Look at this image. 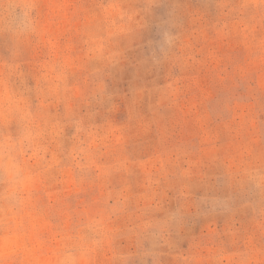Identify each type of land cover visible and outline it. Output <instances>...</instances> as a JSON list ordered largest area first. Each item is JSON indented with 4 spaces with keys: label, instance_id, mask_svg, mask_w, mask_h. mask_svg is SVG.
<instances>
[{
    "label": "rangeland",
    "instance_id": "1",
    "mask_svg": "<svg viewBox=\"0 0 264 264\" xmlns=\"http://www.w3.org/2000/svg\"><path fill=\"white\" fill-rule=\"evenodd\" d=\"M0 264H264V0H0Z\"/></svg>",
    "mask_w": 264,
    "mask_h": 264
}]
</instances>
